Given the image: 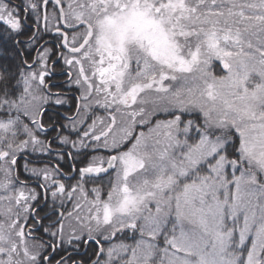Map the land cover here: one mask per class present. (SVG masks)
Listing matches in <instances>:
<instances>
[{
	"label": "snow or ice",
	"instance_id": "snow-or-ice-1",
	"mask_svg": "<svg viewBox=\"0 0 264 264\" xmlns=\"http://www.w3.org/2000/svg\"><path fill=\"white\" fill-rule=\"evenodd\" d=\"M0 264H264V0H0Z\"/></svg>",
	"mask_w": 264,
	"mask_h": 264
},
{
	"label": "flooded vegetation",
	"instance_id": "flooded-vegetation-1",
	"mask_svg": "<svg viewBox=\"0 0 264 264\" xmlns=\"http://www.w3.org/2000/svg\"><path fill=\"white\" fill-rule=\"evenodd\" d=\"M46 39H51V37H46ZM33 55H35V53H33ZM66 79V77L62 74V73H58L57 74V76H56V80L57 81H63V80H65ZM72 94V92H69V95H71ZM62 111H63V109H61ZM45 162H46V159L44 160ZM42 164V163H41ZM64 168L65 169H67L68 168V164H66V166L64 165ZM21 172H22V176H21V178L23 179L27 174L26 173H23V170L21 169ZM75 181H72V183H74ZM32 187H36V185H35V182H33V184L31 185ZM91 185H89V187H90ZM41 193L43 192V190L42 189H38ZM49 201H50V203H49V205H48V203H47V200H45V199H41V201H40V205H39V207L40 208H44V210L45 211H47V212H49V214H51V209H52V206H53V204H52V200H51V197L49 196ZM65 203H66V205L69 203L68 201H65ZM45 205H47V208L48 209H46V207H45ZM56 206L57 207H59V204H57V202H56ZM41 215H43V213H41ZM83 254V250H81V255Z\"/></svg>",
	"mask_w": 264,
	"mask_h": 264
},
{
	"label": "trees",
	"instance_id": "trees-1",
	"mask_svg": "<svg viewBox=\"0 0 264 264\" xmlns=\"http://www.w3.org/2000/svg\"><path fill=\"white\" fill-rule=\"evenodd\" d=\"M98 114H103V112H102V110L100 111V112H98ZM47 160V158L45 157L44 158V160ZM65 166H66V164H64ZM38 166H43L42 164H40V165H38ZM39 191V190H38ZM40 192V191H39ZM41 201V200H40ZM57 202V204H59V201H56ZM47 203H48V205H49V203H50V201H49V197H48V199H47ZM67 207L68 208H71V203L69 202L68 204H67ZM46 209H48L47 207H46Z\"/></svg>",
	"mask_w": 264,
	"mask_h": 264
},
{
	"label": "rangeland",
	"instance_id": "rangeland-1",
	"mask_svg": "<svg viewBox=\"0 0 264 264\" xmlns=\"http://www.w3.org/2000/svg\"><path fill=\"white\" fill-rule=\"evenodd\" d=\"M146 131V129H144Z\"/></svg>",
	"mask_w": 264,
	"mask_h": 264
}]
</instances>
